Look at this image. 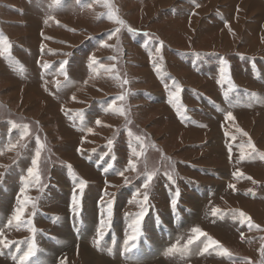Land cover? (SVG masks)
Wrapping results in <instances>:
<instances>
[{
	"label": "rangeland",
	"instance_id": "1",
	"mask_svg": "<svg viewBox=\"0 0 264 264\" xmlns=\"http://www.w3.org/2000/svg\"><path fill=\"white\" fill-rule=\"evenodd\" d=\"M61 1L0 0V38L11 45L7 53L0 55L2 149L8 139L14 143L20 138L14 139V130L23 131L22 127L12 128V123L29 127L24 141L28 147L19 155L5 150L0 159V172L4 173L0 180V230L15 242L0 248V264H16L13 256L26 250L32 236L25 226L5 227L18 195H27L37 204L32 220L38 251L30 264H58L65 257L67 264H258L259 249L264 244V160H239L238 145L246 144L250 137L258 151L264 152V4L261 0H111L119 18L136 31L122 29L119 40H108L109 32L118 25L107 18V8L93 0H64L59 4ZM89 3H93L91 9L86 6ZM195 4L200 7L195 8ZM194 9L196 15H192ZM48 17L55 21L45 23ZM143 30L146 32H137ZM101 41L114 47H101ZM159 41H163V47L157 55ZM41 44L47 46L43 54ZM56 55L69 61L66 70L70 82L56 70ZM90 55L105 66L115 64L112 76L118 74L121 80L129 81L125 86L129 95L117 104L122 103L130 113L132 123L127 128L142 136L146 144L137 169L143 171L145 161L159 169L138 246L126 255H121L125 233L139 211L138 205L128 201L142 180L134 179L136 173L128 171L125 175L132 182L125 184L124 177L116 174L127 166L131 138L124 117L104 109L124 89L99 65L90 70ZM113 56L117 59H109ZM221 58L227 61L231 86L226 79L217 83L222 79ZM37 60L48 62L50 67L43 69ZM156 64L160 65L159 71ZM57 80L61 82L59 88ZM173 82L182 89V115L169 103ZM62 106L71 110L68 115L61 111ZM81 109L84 131L80 130L79 117L69 119ZM227 111L235 116L234 123L225 120ZM96 119L102 124L96 125ZM237 126L248 137L238 133ZM89 127L92 133L86 131ZM225 133L235 135L236 140L231 141ZM37 136L44 144L39 185L44 191L29 184L22 194L20 189L26 181L22 183L18 177L31 163ZM109 139L114 140L111 151ZM132 143L139 151V144L134 140ZM106 152L109 154L104 155ZM108 163L113 168L105 173ZM8 164L10 173L2 167ZM237 169L243 176L233 177ZM166 171L174 176L175 184H169ZM79 179L86 181V187L82 198L78 197L81 211L77 218L70 205ZM229 184H234L236 190ZM105 189L116 197L112 225L98 248L94 240L98 221L105 212L100 202ZM177 189L180 196L173 210L170 200ZM213 207L224 214L223 218L212 215ZM31 212L29 204L24 219ZM240 212L259 228L250 229L247 222L241 223ZM194 226L219 241L232 255L222 256L211 250L197 254L203 237L188 256L164 254L172 243L179 241L182 245ZM86 227L93 229L82 239ZM82 243L93 251L90 255L82 254L86 249L81 248Z\"/></svg>",
	"mask_w": 264,
	"mask_h": 264
},
{
	"label": "snow or ice",
	"instance_id": "2",
	"mask_svg": "<svg viewBox=\"0 0 264 264\" xmlns=\"http://www.w3.org/2000/svg\"><path fill=\"white\" fill-rule=\"evenodd\" d=\"M55 2H59V0H55ZM80 0H77V3H79ZM195 3V0H193ZM93 3L95 4H102L105 8L108 9L107 11V18L111 21H113L118 27H115L112 29L108 34V40H112L113 37H115L117 40L120 38V34L122 29H127L128 32L136 31L135 29H132L127 25V23L120 19L117 15L116 11L113 8V5L111 3V0H93ZM93 3L87 4V8L91 9L93 7ZM199 4H195V8H199ZM239 10V9H238ZM195 9L192 12V15H196ZM54 17H48L45 20V23L48 22V20H54ZM56 23H59L56 21ZM225 27L229 28V31L231 32V28L228 25L227 21H225ZM47 39V38H46ZM11 45L7 41L6 38H0V55H4L7 53L10 49ZM46 45L41 44V54L44 53L46 49ZM101 47L110 48L114 47V45H111L107 43L106 41H101ZM163 47V41H159L158 45L155 48V53L158 55L161 53ZM51 51V50H48ZM122 52V49L120 50ZM66 56L69 54H65ZM162 58V57H160ZM111 60H116L117 57H109ZM36 63L38 65H41L43 69H48L50 67L48 62H41L40 60H37ZM69 61L67 59L63 60L59 64L58 72L60 75H63L65 78V81H69L68 73L66 70V66L68 65ZM97 65H99L100 68H103L110 76H112L116 65H103L100 64L97 58L93 55H90L88 57V67L90 70H96ZM221 65H222V79L218 80L217 83H222L226 79L229 85L231 86V79L227 75V61L221 58ZM156 70H160V65L156 64ZM113 79H116L120 82V87L124 90L121 92L120 95H118L115 99L112 100L111 103L108 104L107 108L104 109L106 112H114L118 114L119 116L124 117L125 120V128L127 130L128 136L131 138L128 144V147L130 149V157L127 160V166L124 168L123 171H119L116 174L124 177V183L129 184L132 181L125 175V172L132 171L136 173L135 178H139L142 180V183L140 184V187L137 188L132 193V198L128 201L129 204H136L139 206V211L135 214L134 218L131 219V223L128 225V230L125 233V239L123 242V249L121 252V255H126L127 253H131L133 249H136L139 241V238L142 235V222L144 220V217L146 215L147 206L149 204V196L151 189L154 185L155 179L158 177L159 169L154 168L149 165L147 161L144 163V169L143 171H138L137 169V161L144 155V152L146 150V144L144 141V138L140 135H135L130 128H127V125L132 123V120L129 118L130 113L129 111L124 107V105L117 104V101H125L127 96L129 95V89H127L125 86L129 83L127 79L121 80L120 76L117 74L115 76H112ZM56 85L59 88L61 86V82L59 80L56 81ZM234 87V86H233ZM174 89V90H173ZM47 90V89H46ZM231 90V87L229 91ZM182 89L181 87L173 82V85L169 88V103L173 104L176 107L177 113L182 115L181 111V105L179 103L180 100V93ZM225 95L227 96V92H225ZM73 100L76 99L75 96L72 97ZM61 111L65 112L66 115L69 114L71 110H66L61 107ZM76 117H79V120L81 122V131H84V113L83 110H78L77 112L73 113L69 116V119H75ZM224 118L226 121L235 122V116L231 111H227L224 114ZM96 125H101L102 121L100 119L95 120ZM12 128L22 127L23 131L20 134V138L16 142L9 141L4 149H0V155L3 154V152L6 151H16L17 155L20 154V150L25 149L28 147L27 143L24 142L25 138L29 136V127L27 124L25 125H17L15 123L11 124ZM11 130V129H10ZM86 131L88 133H92L93 129L91 127L87 128ZM236 131L240 133L244 137H248V133L244 132L243 129L236 127ZM225 135H230L229 133H225ZM84 137H81V141H83ZM132 140H134L136 143L139 144V151L136 147L133 146ZM230 140L234 141L236 140L235 135H230ZM36 148L35 153L31 158V164L26 169L27 177H22L25 182V186L20 189V192L23 194L27 191V186L30 184L32 186H37L41 184V168H40V156L41 152L44 149V144L41 142L39 136L36 137ZM114 143L113 139H109L107 142V146L109 148V151H111L112 145ZM152 147H155V145H152ZM240 156L239 160H245V159H255L259 157V159L264 160V152H259L256 148L255 144L252 142V139L249 137L246 144L240 143L238 145ZM227 150L229 154V159H232V144L229 143L227 145ZM77 151H81L80 148H77ZM109 153H104V155H108ZM112 159L115 160L116 157L113 155ZM165 160H168L169 158L164 157ZM15 163V161H13ZM5 169H7V165L2 166ZM70 167V166H69ZM113 168L112 163H108L107 167L104 168V172L107 173L109 169ZM164 175L167 177V180L169 184H175V178L174 176L166 171ZM233 177L239 178L243 176V173L237 169L235 172L232 173ZM4 173L0 172V180H3ZM78 179V178H77ZM246 179L251 180V177H246ZM107 184V181L105 182ZM253 183H257L256 181H253ZM86 187V181L83 179H79L78 183H76L75 189H74V195L72 196L71 200V210L73 214L78 218L81 211V198L83 196L84 190ZM228 187L232 189L233 191L236 190V186L234 184H229ZM39 191L42 193L44 191L43 187H39ZM180 196L179 189L176 190V192L173 195V198L170 200V206L173 210L176 209L178 204V199ZM81 197V198H78ZM105 197H108L107 200H105ZM116 194L114 192H108L106 189L103 192L100 202L105 205V212L102 214L100 220L98 221V226L96 228V239L94 240V244L99 248L100 242L104 237L105 232L111 227L112 225V215H113V206L115 201ZM31 204L32 212L29 214L27 219H24V214L26 212V206ZM37 211V204L35 201L32 200L31 197L24 195L23 198L21 196H17V205L14 208L12 215L7 220V223L5 224L6 228H11L15 226L17 229H19L21 226L27 227V230L32 234L30 242L27 245L26 250L22 252L19 256H13V259L16 260V264H30V261L33 257L36 256L38 248L35 242V234L37 229L35 228L32 220V216L35 215ZM212 215L217 216L219 215L221 218H223L224 214L218 209L213 207L212 208ZM126 215H130L126 213ZM241 217V223L247 222L248 227L251 228H259V225H256L252 223L251 218L247 217L245 213L240 212ZM106 217V218H105ZM233 219H236L235 214H233ZM191 234L188 236V238L183 242L181 245L179 241L172 243L169 247L165 249L164 254L165 255H175L179 254L180 256H188L192 254L193 248L192 246L197 243V241L201 240V237L205 238L203 241V246L199 247V251L197 254L203 255L205 253H209L211 251L217 252L218 255L222 256H231L232 253L228 251L227 248H224L223 245L219 243V241L213 239L211 236H209L206 232H204L200 227L194 226L190 229ZM241 238H243V233H241ZM15 243L14 241L8 240L3 233V230H0V248H7L9 244ZM261 253V260L258 262V264H264V244L261 245V248L259 249ZM108 252L111 254L112 249L109 248ZM58 264H67V258H62L58 261ZM235 264V262H234ZM247 264H251V261H247Z\"/></svg>",
	"mask_w": 264,
	"mask_h": 264
},
{
	"label": "bare ground",
	"instance_id": "3",
	"mask_svg": "<svg viewBox=\"0 0 264 264\" xmlns=\"http://www.w3.org/2000/svg\"><path fill=\"white\" fill-rule=\"evenodd\" d=\"M262 4H264V2L261 0L260 1ZM208 4V3H207ZM207 8V7H206ZM28 9V8H27ZM59 10H61V9H59ZM207 10V9H206ZM30 11V10H29ZM49 12H50V10H49ZM60 12V11H59ZM55 13V12H54ZM47 14V13H46ZM55 16H56V14H55ZM43 19V18H42ZM34 20V19H33ZM44 21V20H43ZM51 21V20H50ZM55 21V20H54ZM42 22V21H41ZM197 22V21H196ZM36 23V22H35ZM195 23V22H194ZM33 24H34V21H33ZM38 24V23H37ZM40 24V23H39ZM41 24H43V23H41ZM5 25V24H4ZM44 25V24H43ZM46 25V24H45ZM194 25V24H193ZM33 26V25H32ZM52 26V25H51ZM40 27H42V26H40ZM49 27V26H48ZM204 27H206V25L204 26ZM204 27H202V29L203 30H205V28ZM31 28V27H30ZM30 28L28 29L29 31H30ZM51 28V27H50ZM53 28H54V26H53ZM180 28H181V25H180ZM199 31V30H198ZM199 32H201V31H199ZM30 34V33H29ZM198 36H200V34L197 32L196 33ZM211 34V33H210ZM29 36V35H28ZM206 36V35H205ZM27 37V36H26ZM26 37H24L26 40H27V38ZM52 37V36H51ZM29 38V37H28ZM193 38V37H192ZM263 38H264V35H263ZM150 64V63H149ZM80 88V87H79ZM80 95V94H79ZM37 108V107H36ZM99 133L98 132H95L94 133V135H98ZM109 174V173H108ZM87 210V209H86ZM89 210V209H88ZM87 210V211H88ZM87 213V212H86ZM90 214V213H89ZM194 215V214H193ZM90 220V219H89ZM184 221V220H183ZM93 222V221H92ZM185 222V221H184ZM90 223V222H89ZM88 225V224H87ZM91 225V224H90ZM89 226V225H88ZM91 227V226H90ZM87 228V227H86ZM263 228V227H262ZM68 229V228H67ZM93 229V228H92ZM92 229H90V230H88V228L84 231L85 233H83V234H81V238L82 239H86L87 237H88V235L90 234V232L92 231ZM91 237H92V235H91ZM81 248H83V249H85L83 252H82V254L84 255V254H88V255H90V251H92L91 249H89L88 247H87V245H86V243H82L81 244ZM93 252V251H92ZM140 257V256H139ZM93 259V258H92ZM91 259V263H93L94 262V259L92 260ZM141 259V258H140ZM106 260V259H105ZM129 260H131V259H129ZM98 264V263H97ZM100 264H109V263H107V262H102L101 261V263ZM110 264H116L115 262H112V263H110Z\"/></svg>",
	"mask_w": 264,
	"mask_h": 264
},
{
	"label": "crops",
	"instance_id": "4",
	"mask_svg": "<svg viewBox=\"0 0 264 264\" xmlns=\"http://www.w3.org/2000/svg\"><path fill=\"white\" fill-rule=\"evenodd\" d=\"M55 59L57 60L58 63L57 64H54V66L55 67H59V64L62 61V58H57V55H56ZM70 95H72V93H70ZM94 111H96V110L94 109L93 112ZM70 121H71V119H70ZM14 133L16 134V136L18 138V132L16 130H14ZM0 149H2V143L0 144ZM3 157H4V154L0 155V159H3ZM16 164L17 163H15L14 165H16ZM5 171H8V173H10L12 171V168L9 167V164L7 165V169H5Z\"/></svg>",
	"mask_w": 264,
	"mask_h": 264
}]
</instances>
